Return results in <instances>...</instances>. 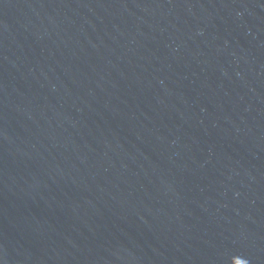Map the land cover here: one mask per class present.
<instances>
[{
  "label": "water",
  "instance_id": "obj_1",
  "mask_svg": "<svg viewBox=\"0 0 264 264\" xmlns=\"http://www.w3.org/2000/svg\"><path fill=\"white\" fill-rule=\"evenodd\" d=\"M0 264H264V0H0Z\"/></svg>",
  "mask_w": 264,
  "mask_h": 264
}]
</instances>
